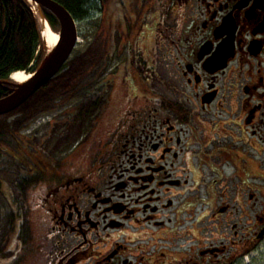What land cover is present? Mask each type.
<instances>
[{
	"label": "flooded vegetation",
	"instance_id": "obj_1",
	"mask_svg": "<svg viewBox=\"0 0 264 264\" xmlns=\"http://www.w3.org/2000/svg\"><path fill=\"white\" fill-rule=\"evenodd\" d=\"M154 3L144 4L160 42L153 63L129 59L109 84L101 81L108 68L96 91L69 82L43 118L59 133L43 134L26 160L17 157L24 128L10 143L17 151L8 137L0 142V195H19L23 207L34 198L35 264L264 260L252 257L264 255V218L252 230L247 154L264 157V0ZM219 53L226 59L216 69ZM16 115L1 117L7 124Z\"/></svg>",
	"mask_w": 264,
	"mask_h": 264
},
{
	"label": "rangeland",
	"instance_id": "obj_2",
	"mask_svg": "<svg viewBox=\"0 0 264 264\" xmlns=\"http://www.w3.org/2000/svg\"><path fill=\"white\" fill-rule=\"evenodd\" d=\"M96 3L93 10H90L88 15L84 19H79L76 21L78 42L76 43V46L72 51L70 59L75 57L79 53H84L88 51L89 47L92 44L98 46L100 51H104L103 59L106 63V69L109 68L111 70L110 75L108 77L102 78L101 81H104L105 83L109 84V78L111 75L115 74V72L120 73L122 71H127L129 66V59L133 60L134 64L138 63L140 66L143 67V65L140 64V59H145L146 61L152 60L153 63V61L158 58L160 54V51H157V48L160 47L158 33L157 30L150 31L153 26L149 25L146 22L147 18L145 16L144 7V4L151 5L153 3V0H106L104 5ZM154 5L155 8H161L160 5L157 4V0H155ZM31 11L33 13L32 9ZM50 29L54 33H56L58 27L55 29ZM124 50L126 51L128 56L126 58H123ZM147 51H149V55L146 54ZM103 73H101L99 76L101 77ZM99 76L96 77L95 81H98V79L100 78ZM92 77H94V75H92ZM92 88L93 87H89V90H92ZM115 88L116 82H113V92L111 93L110 98L114 102L119 96H116V92H114ZM86 89H88V87H85V90ZM97 89L99 90L98 87H95L94 91H96ZM62 92H59L58 94H61ZM101 96L102 93H100V97ZM60 103L63 102L60 101ZM57 107H60V105H56L50 111H55L54 109ZM51 113H49V111L40 112L33 122L29 121L25 125V128L23 130L24 132L21 135L24 157H22L20 153H17V157L19 159L26 160L27 158L25 157H29L31 155V147L35 146L36 143L41 142L43 134L45 135L47 133L46 136H50L57 135L59 133L58 128L56 127L53 129L50 128L47 131L48 126L50 124L46 126V124L42 123L39 126H36V122L40 118H43L44 116H47ZM28 131H37V133L35 136L27 137L28 135L26 134H28ZM15 143H17V141ZM15 143L13 146L14 148H16L17 151L18 144ZM46 143H50V141H47ZM247 154L249 155V159L252 162L248 183L251 188V193L254 195L253 199L250 201L249 204V211L251 215L250 222L253 230L256 229L254 226V224L256 223V216L257 219L260 217L264 218V179L259 177L264 176V157L263 154H260L259 156L257 153L254 152ZM256 163L259 164L256 165ZM255 165L257 166L256 168ZM226 171L229 174H233V170L230 165L227 166ZM233 175H235V171ZM235 183L237 184V182ZM5 191L6 195H8L10 192L13 193V190L6 186ZM33 200L34 198H29L26 202L27 206H24L21 210L23 211V217L20 218V220L22 221V227H18L17 229H15L18 236L15 237V241L12 242L10 245L7 244V248L9 250H7L6 248L4 255L0 256V264H35L40 229L36 223L35 213L27 212V208L28 206L31 207V203L33 202ZM1 207L2 204H0V208ZM4 213V210L0 211V217ZM236 216L237 215H235V217ZM206 222L207 219L202 222V224L211 226V224H208ZM240 227H242V224H240ZM28 237L30 238L28 239ZM260 247H263L262 251L264 254V240L262 241ZM260 256L264 258V255H260V253H252V257L254 258H258ZM257 264H264V260L260 261L259 259Z\"/></svg>",
	"mask_w": 264,
	"mask_h": 264
},
{
	"label": "trees",
	"instance_id": "obj_3",
	"mask_svg": "<svg viewBox=\"0 0 264 264\" xmlns=\"http://www.w3.org/2000/svg\"><path fill=\"white\" fill-rule=\"evenodd\" d=\"M53 1L64 7L77 21L84 19L90 10H93L96 2V4L104 5L106 0ZM41 10L48 24L53 29L57 28L58 23L55 18L48 11ZM41 53L42 43L29 5L25 0H0V81H6L12 72L33 71L40 61ZM103 58L104 51H100L98 46L92 44L88 51L79 53L69 60L60 73L11 112L17 114L15 121L5 124L4 117L0 116V142L7 144L9 141L8 146L12 148L13 145L10 143L15 138V132L25 128V125L38 113L53 109L57 105V94L63 91L64 94L58 95H67L66 90L71 87L69 82L74 81L75 89L93 87L92 90H94L98 86L94 84L96 77L106 69ZM7 88L8 86H0V98L8 93ZM97 106L92 104L91 112ZM5 137H8V141L3 139ZM2 177L6 183L11 184L13 180L11 177L7 174ZM0 204H2L0 211H5L0 217V256H3L8 245L18 236L15 229L22 227L18 222L23 215L21 211L23 202L19 200V195L13 200L5 199L0 195Z\"/></svg>",
	"mask_w": 264,
	"mask_h": 264
},
{
	"label": "water",
	"instance_id": "obj_4",
	"mask_svg": "<svg viewBox=\"0 0 264 264\" xmlns=\"http://www.w3.org/2000/svg\"><path fill=\"white\" fill-rule=\"evenodd\" d=\"M25 2L30 5V8L31 5L36 7L37 15L40 18L37 20V17L34 15L42 43L41 58L36 69L30 73L32 75L24 82L0 81V86L4 85L9 87L8 93L0 98V116L13 112L42 86L54 78L69 60L78 42L76 21L64 7L53 0H25ZM41 9L47 10L58 23V30L56 32L58 40L50 49L45 46L44 25L47 21ZM219 59L221 64L216 69L224 67L222 62L226 59V55L222 56L219 53L215 56L216 61L213 60L217 62ZM262 234H264V228L259 233V237Z\"/></svg>",
	"mask_w": 264,
	"mask_h": 264
},
{
	"label": "bare ground",
	"instance_id": "obj_5",
	"mask_svg": "<svg viewBox=\"0 0 264 264\" xmlns=\"http://www.w3.org/2000/svg\"><path fill=\"white\" fill-rule=\"evenodd\" d=\"M31 9L34 12L35 17H37V20H39L40 18L37 15L36 7L31 5ZM44 38H45V46L47 48H49V49L54 46V44L56 43V41L58 39L57 34L54 33L50 29V27L48 26L47 23L44 25ZM29 76H30V74L26 73L24 71H16V72H13V73L10 74V76L8 77V80L11 81V82H14V83H22L25 80H27L29 78Z\"/></svg>",
	"mask_w": 264,
	"mask_h": 264
}]
</instances>
